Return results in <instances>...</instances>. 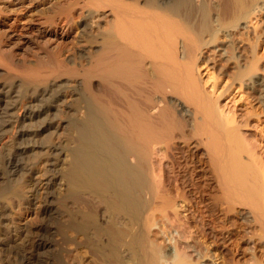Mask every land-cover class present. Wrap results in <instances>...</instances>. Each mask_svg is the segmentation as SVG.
I'll return each instance as SVG.
<instances>
[{"label":"bare ground","instance_id":"6f19581e","mask_svg":"<svg viewBox=\"0 0 264 264\" xmlns=\"http://www.w3.org/2000/svg\"><path fill=\"white\" fill-rule=\"evenodd\" d=\"M263 57L264 0H0V264H264Z\"/></svg>","mask_w":264,"mask_h":264},{"label":"rangeland","instance_id":"374dc122","mask_svg":"<svg viewBox=\"0 0 264 264\" xmlns=\"http://www.w3.org/2000/svg\"><path fill=\"white\" fill-rule=\"evenodd\" d=\"M261 65H262V70L261 71H259V75H261V76H264V57H263V59L261 60ZM30 182H31V179H30V175H26L25 176V178H24V184H26V185H29L30 184ZM59 190V188L57 189V191ZM40 196L38 195L37 196V198H36V201H39L40 202ZM38 202V204H37V202H36V206L38 207L39 206V203ZM37 207H35V208H37ZM36 211V213H37V209H35ZM236 228V225H233L232 227H231V229L229 230V232L230 231H232L233 232V235L231 234V236H233V237H231V238H228V240L226 241V245H230V244H233L234 242H232L234 239H239V232H237L238 230H237V228ZM175 233V232H174ZM172 234V233H166V234H164L163 235V233H161V234H158L157 233V235L156 236H153L152 238H151V240H152V242L154 243V246H155V249L158 251V252H163V251H165V250H167V247H169L170 245H171V243H173L174 241H173V236H176L175 234ZM165 239H166V241H165ZM233 239V240H232ZM171 240V241H170ZM232 242V243H231ZM228 243H230V244H228ZM130 256V255H129ZM239 257V256H238ZM129 262H131L132 264H133V258H132V256H131V259H130V257H129ZM216 264H221L220 263V261L218 260L217 261V263Z\"/></svg>","mask_w":264,"mask_h":264}]
</instances>
